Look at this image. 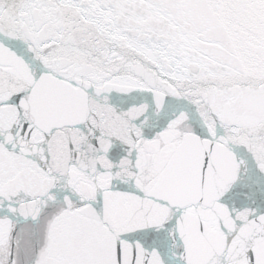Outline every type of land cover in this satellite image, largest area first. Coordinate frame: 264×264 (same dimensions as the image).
<instances>
[{"label": "snow or ice", "instance_id": "snow-or-ice-1", "mask_svg": "<svg viewBox=\"0 0 264 264\" xmlns=\"http://www.w3.org/2000/svg\"><path fill=\"white\" fill-rule=\"evenodd\" d=\"M0 264H264V0H0Z\"/></svg>", "mask_w": 264, "mask_h": 264}]
</instances>
